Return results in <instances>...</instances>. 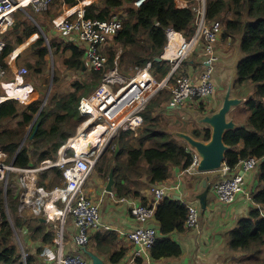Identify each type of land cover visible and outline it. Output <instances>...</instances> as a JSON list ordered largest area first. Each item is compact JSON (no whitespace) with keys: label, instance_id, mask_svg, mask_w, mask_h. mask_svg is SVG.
<instances>
[{"label":"trees","instance_id":"trees-1","mask_svg":"<svg viewBox=\"0 0 264 264\" xmlns=\"http://www.w3.org/2000/svg\"><path fill=\"white\" fill-rule=\"evenodd\" d=\"M106 1L105 10L109 11L112 6L122 7L126 0ZM188 1L190 2V0ZM206 1H208L206 18L222 22L224 27L222 38L240 41L243 57L238 65L235 88L246 80L257 83L253 95L247 100L253 109L252 114L244 127L227 131L225 142L230 146L226 164L232 169L246 157L253 156L259 159L258 179L260 185L254 191H249H251L252 200L260 207L252 209L250 216L242 219L239 227L230 234L233 249H244L259 254L260 249L264 246V215L262 214V210L264 211V186L260 187L261 184H264V0ZM86 16L106 18L103 15L96 16L91 9L89 12L87 9ZM128 16L115 39V42L125 49L118 59L121 71L128 72L133 68L138 70L152 61V71L159 79L164 78L171 71L172 63L165 59L158 61L156 57L164 53L169 28L181 32L188 39L194 35L196 14L193 6L189 4L187 7H178L175 0H145L140 7H132L128 11ZM24 38L25 36L21 37L18 42ZM44 43L45 38L41 36L33 44V47H36L35 54L38 56L36 63L30 65V68L34 74L39 75L37 77H41L40 74L44 73L45 56L49 52V48ZM14 46L15 44L8 40L0 53V63H3L5 55L7 56ZM51 48L54 54L55 50L58 52L60 50L62 52L69 51L70 55L65 60L66 67L84 74L83 55L85 50L82 46L63 41L53 42ZM108 55V65L111 67L115 62V50L110 49ZM137 70H134L131 75H134ZM92 73V80L89 82H86L85 79L76 80L73 91H55L52 102L39 113L38 121L33 128L35 134L32 143L21 148L20 143L24 137L26 125L33 121L34 115L40 109L41 100L26 105L22 111L16 99H8L0 104V149L11 155L17 153L15 164L18 166H33L47 158H55L59 148L75 133L76 126L83 119L78 112L80 98L91 93L98 86L104 71L92 70ZM169 96L162 93L158 98L151 100L142 114L144 119L142 129L122 132L115 141H120L121 147L118 154L115 153V150L110 151L109 149L110 157H107L108 153H106L96 164V173L107 181L110 172L114 171V192L118 197L142 198L145 196L142 190L167 180L172 174L173 167L182 170L192 164L193 154L188 151V147L173 136L169 129L163 128L158 118L157 112L161 109L166 113V118L168 117L167 124L170 125L173 122L170 116L177 113L175 111L177 108L173 110L166 107L165 103L169 100ZM201 111L203 110L201 109ZM20 114L23 118L16 128L4 126L5 121L13 120ZM52 117L53 121L48 126L49 119ZM202 126L194 127L189 132L181 131L208 141L211 138V129ZM239 145L243 146L237 148ZM51 172L56 174L54 179L58 181V184H64L63 170L52 167L43 173L39 185L45 187V180L49 178ZM141 177H145V180L143 181ZM50 185L46 188L52 189L58 186L52 183ZM0 195V264H25L13 239L15 227L4 210L5 195L9 198V209L14 211L15 226L22 230L28 229L32 238L39 244L37 250L35 248L28 251L26 263L42 264L40 254L43 252V245L54 244L56 230L50 228V224L48 225L40 218L21 217L18 213L17 197L11 189L5 192L0 185ZM142 204H147V202H142ZM188 205L190 203L178 200L170 194L161 199L156 209L155 218L158 223V232L162 236L173 230L184 229L187 225ZM162 236L156 239L153 246L154 256H172L181 253V247L176 242ZM125 254L126 250L124 249L115 251L111 256L112 263H118Z\"/></svg>","mask_w":264,"mask_h":264},{"label":"built area","instance_id":"built-area-1","mask_svg":"<svg viewBox=\"0 0 264 264\" xmlns=\"http://www.w3.org/2000/svg\"><path fill=\"white\" fill-rule=\"evenodd\" d=\"M145 0H136L135 4L141 6ZM52 0H30L25 5H33L39 10H47ZM200 8H196L198 13L197 31L190 39L186 40L171 55L176 61L174 72L179 68L183 58L188 50L194 45L204 41L207 57L205 59L206 67L201 72L198 79L188 75L177 77L175 83L170 85L172 96L170 99L171 107H181L191 100H200L209 98L216 92L214 81V72L216 63L219 61L216 53V43L223 32V24L220 20H208L205 12V0ZM20 0H0V31L14 24L15 10L23 6ZM87 9L84 6L79 7L74 13L58 19L55 22V28L63 37H73L77 45H81L85 50L84 64L88 69L103 70L108 66L109 56L105 49L111 40L118 34L123 26V22L118 17L113 18H93L86 16ZM202 42V41H201ZM7 42L0 39V52L3 51ZM169 52V51H168ZM152 62L149 61L146 66L138 68L132 77L122 78L121 75H114V70L109 69L103 76V81L96 89L87 96H82L79 100V112L87 117L84 126L95 129L103 126L101 135L103 141H86L83 145L76 148L73 156L66 157L56 164L63 168L65 184L52 189L43 186H36L31 193H23L24 201L21 205L32 209L35 215L43 214L48 219H59L55 224L56 235L54 238L53 254L55 255V264H91L90 259L82 254L71 253L67 251L65 242V228L68 217L74 219L77 232L75 243L78 248L86 247L90 242V232L101 224L100 204L89 197L83 190V185L92 173L98 158L108 147L109 142L113 141L122 131L138 129L143 122L141 111L147 103L170 82L172 75L158 82L151 72ZM7 73L4 66L0 65V78ZM28 73L27 67L19 69L18 74L23 76ZM23 88V92L30 93L29 86L25 83H19L15 89ZM13 95L0 94V104ZM98 136V137H100ZM94 152H90L91 149ZM95 154V155H94ZM199 157L193 154V162L188 170L197 168ZM259 159L250 156L241 159L235 168H231L226 163L221 170L224 177L215 184V191L222 203L234 201L239 194L245 195L252 200L251 191L246 188L245 174L258 167ZM237 167L242 168V172H234L229 175L231 170ZM13 168V165L6 166L0 163V180H5L4 172L6 169ZM24 173H36L37 168L24 167L18 168ZM234 170V171H235ZM35 180L36 177L25 176ZM7 186V183H6ZM170 187L168 184L154 185L152 188L153 197L147 204L137 201L119 199L120 202H126L129 205L131 214L137 225L127 234L133 248L130 258L127 262L121 264H132L146 251L153 248L156 239L159 236L158 229L155 226L147 225V222L155 218L156 209L161 199L167 196ZM33 194H37L34 197ZM115 195V194H114ZM257 204V203H256ZM189 206L187 226H196L199 218L198 209L194 205ZM257 207H260L257 204ZM264 215V211L262 210ZM67 233V229H66ZM50 251V250H49ZM28 254H26L27 257Z\"/></svg>","mask_w":264,"mask_h":264},{"label":"crops","instance_id":"crops-1","mask_svg":"<svg viewBox=\"0 0 264 264\" xmlns=\"http://www.w3.org/2000/svg\"><path fill=\"white\" fill-rule=\"evenodd\" d=\"M96 1L98 0H80L79 3L76 4V1L74 0H55V8L52 11H48V9H41L37 11L33 5H23L18 7L14 13V26L0 31V33H2L1 36H5L7 43L8 40H10V42L15 44L13 50L7 54V56L5 55L3 63H0L7 70V73L0 78V92L8 93L9 90L13 89L15 84L19 83H25L30 87V89L34 87V85H44L45 82L40 81V79L43 80L45 75L47 76L52 74V66L50 65L53 63V60L50 61V56L53 57V55H55L51 48L52 43L64 41L72 45H77V42L73 37H61L60 33L54 26L57 19L68 16L71 13H74L77 10V7L79 8L80 6L85 5L88 12L89 9H91L96 16L103 15L106 18H113L116 16L124 22L128 11L133 7L131 6L132 3H129L131 1L126 0L123 2L122 7L120 6L122 8L121 10H118L120 8L118 6H112L109 11H106L105 8L107 7V1H105L102 6H99ZM175 1L178 7H186L188 5V0ZM124 8L125 12L123 11ZM14 27H16V29H14ZM31 29L32 32H30ZM181 35L182 39L186 40L182 33ZM23 36H25V38L22 39L21 42H18ZM41 36L45 38L44 45H47L49 52L53 53V55L49 53L45 56L46 63L44 64V73L40 74L41 77L37 78L38 83L33 85V83L28 80L26 82L22 76L18 74V72L19 69L23 68L21 66L26 64L30 67V65L36 63V57L38 55L32 54L35 53L34 49H36V47H33V44L37 42ZM116 36L111 40L110 44L105 49L107 55L110 51L108 48H110V46L115 42ZM180 37L178 39H180ZM60 52L62 53L64 59L63 62H59L60 65L62 64L61 66L58 65L59 70L66 68L65 60L70 55L69 51L62 52L60 50ZM191 52H193V55L189 59L184 60L185 65L183 66L182 71L185 72L186 75L193 77L194 79H198L201 72L205 68L203 61L205 58L204 41L198 43ZM165 53L168 54L169 52L165 50ZM216 53L218 54L219 61L214 72V81L216 84L218 100L214 97L215 99L211 103H204L202 105V103L196 102L194 104L198 105H193L194 107H192L191 110L189 106L183 108L182 110L185 114L186 111H190L188 115H186L187 120H189L188 118H193L192 114L196 117L197 114L200 113V109L204 111H201L202 113H210L212 110L220 107L223 103V98L220 96L221 93H227V91L230 90V85L236 79L238 63L243 57V53L240 49V41H232V38L224 40L220 37ZM30 54L32 56H30ZM116 56L119 59L120 55ZM118 59L115 57L114 64H118ZM54 61H56V58ZM70 71L77 73L73 70ZM83 72L84 74H89L91 71L84 66ZM117 73L124 78L129 77L121 74L120 72ZM37 76L39 75H36V77ZM256 84L257 83H254L251 80H246L236 88V91L234 90V86L231 89V94L233 96L243 99L242 103L231 111V115L235 118L234 120L239 123V125H245L247 119L253 112V109L249 106L247 100L253 95ZM165 105L169 109H175L169 105L168 101H166ZM175 111L177 112L179 109H176ZM161 112L166 117V113L163 112V110H161ZM243 120L245 121L243 122ZM101 129V126L96 127L90 134L87 133V138L94 140L99 136V130ZM137 130L138 129H135L134 131ZM118 145L119 152L121 147L120 141L114 143V150L116 152ZM242 146L243 145H239L237 148ZM234 170H231L229 175L235 174L234 172H242L241 167H237L236 170ZM244 174L246 188L252 191L257 189L260 185L258 179V167L253 171L246 172ZM95 176L96 173L91 178L92 182L86 189H88L87 191L90 195L98 200L97 202L101 206L102 222L99 227L91 230L89 244L85 248H78L74 238L77 232L76 227L73 221L70 220L66 233L67 251L82 254L89 258L90 262L92 259L88 253L92 252L100 256L105 261L104 264H113L111 261L112 254L115 251L124 249L126 250L125 256L115 264L125 263L129 260L133 248L127 234L136 227L137 223L127 204L122 202L115 203V201L111 200L109 196L104 197L105 189L108 183L104 184L105 179L101 178V176L98 175L97 178ZM224 176L225 175L221 170L200 173L192 170L190 171L187 168L177 170L176 167H173L171 176L164 184H169L170 187L174 184H178L181 186V190L170 188L168 194L185 203H193L199 207L201 213L200 225L198 228L185 226L183 230H173L163 236L159 232L158 237L162 236L170 241H174L181 247L182 251L180 254L156 257L154 256L153 248L138 257L132 264H264V246L260 249L259 254L245 251L244 249H233L231 246V232L239 227L242 219L250 216L251 210L257 208V204L254 201V203H252L250 199L243 194L235 202L230 204L221 203L215 191V184ZM141 179L144 181L145 177H141ZM204 180L207 181L206 185L203 183ZM263 186L264 184H261L260 187ZM142 192L145 196L139 198V200L137 198L136 200L140 203L145 201L147 203L150 202L153 196L151 186L146 187L142 190ZM202 194H205V206L201 201ZM150 224L158 229L156 218H154ZM23 232L26 237H28V229H24ZM48 245L49 244L43 245V251L45 246ZM51 250L53 253L52 248ZM40 257L43 262L42 264H55L52 260H45V258H43V252L40 254Z\"/></svg>","mask_w":264,"mask_h":264},{"label":"rangeland","instance_id":"rangeland-1","mask_svg":"<svg viewBox=\"0 0 264 264\" xmlns=\"http://www.w3.org/2000/svg\"><path fill=\"white\" fill-rule=\"evenodd\" d=\"M74 1H76V4H78L79 3V1L80 0H74ZM92 1V0H91ZM94 1V0H93ZM106 0H98V1H96V3L99 5V6H102V4L105 2ZM136 1V0H135ZM135 1H133V2H129V3H132L131 4V6H135V7H137V5L135 4ZM54 2H55V0H52V2H51V4H50V8L48 9V11H52L55 7H54ZM190 2H191V0H190ZM189 1H188V5L189 4H191L192 6H193V10H194V12H195V14H196V18H195V26H196V30H195V33H196V31H197V26H198V24H197V18H198V13H197V10H196V8L198 7V8H200V7H202V5H203V0H193L191 3H190ZM207 2L208 1H206L205 0V12H206V6H207ZM187 5V6H188ZM82 6H84V7H86L85 5H82ZM186 6V7H187ZM81 7V6H80ZM87 8V7H86ZM77 9H78V7H77ZM122 8L120 7L118 10H121ZM123 11L125 12V8L123 9ZM128 14H127V16L125 17V18H127L128 19ZM62 18H64V17H62ZM62 18H59V20L60 19H62ZM58 20V19H57ZM15 24V23H14ZM14 24L13 25H11V26H9L8 28H11V27H13L14 26ZM124 26V25H123ZM123 26H122V28H123ZM7 28V29H8ZM121 28V29H122ZM120 29V30H121ZM57 30V29H56ZM56 30H54V31H56ZM119 30V31H120ZM223 30H224V27H223ZM4 33V32H3ZM119 33V32H118ZM195 33H194V35H195ZM1 34L2 33H0V39H4V40H6V38H5V36H1ZM58 34V33H57ZM222 34H223V32H222ZM59 35V34H58ZM57 35V36H58ZM116 35H118V34H116ZM193 35V36H194ZM181 36V37H180ZM184 36V35H183ZM192 36V37H193ZM62 37V36H61ZM167 37H168V41H167V44H166V46H165V49H164V53L161 55L162 57H164V59L165 60H169L171 63H172V68H171V71L169 72V74L167 75V76H165L164 78H166V77H168V76H170V75H172L173 77H171L172 79H170V82H168L167 83V85L166 86H164V88L163 89H161L151 100H153V99H156V98H158L162 93L164 94V95H170L169 96V100H168V103H169V105H170V99H171V96H172V92H171V90H170V85H172L173 83H175V81H176V79H177V77H179V76H182V75H184V74H186L185 72H183L182 71V69H183V66L185 65V59L187 60V59H189L190 57H192V55H193V52H191L192 50H193V48L198 44V43H200L201 41H203V40H201L200 42H198L197 44H194L189 50H188V52H187V55L183 58V60H182V62H181V64H180V66H179V68L174 72V69H173V67H174V65H175V63H176V61H178L179 59H174V57H173V55H171L177 48H179L181 45H182V43H183V41H185V40H183L182 39V35H181V32H179V31H176L175 29H173V28H169L168 30H167ZM180 37V39H179V41L176 43V45H173L171 48H169V46L171 45V43L176 39V38H179ZM191 37V38H192ZM221 37H222V35H221ZM63 38V37H62ZM67 38V37H66ZM184 38H186L185 36H184ZM190 38V39H191ZM65 39V38H64ZM190 39H188V38H186V43H189L190 42ZM219 40H220V38L218 39V41H217V43L215 44L216 45V47H217V45H218V42H219ZM78 46H81V45H78ZM114 49L115 50V52H116V55H121L123 52H125V49H124V47H122L120 44H116V42H114L111 46H110V48L109 49ZM165 50H167V51H169V53L167 54V53H165ZM49 53H51V52H48V54ZM191 53V54H190ZM32 54H35V53H32ZM52 55H53V53H51ZM168 55V56H167ZM29 56V55H28ZM30 56H32L31 54H30ZM188 57V58H187ZM206 57H207V52L205 51V58H204V65H205V67H206V64H205V59H206ZM33 58V57H32ZM56 58V61H54V59ZM116 58L118 59V57L116 56ZM50 61H52L53 60V63H51V65L50 66H52V74H49V75H45L44 76V79L43 80H41L40 78V81H43V82H45V84L44 85H40V86H35L34 84H37L38 82H37V78L38 77H36V74H34V72H32V70H31V68L29 67V66H27L26 64L25 65H23V66H21V67H26L27 66V69H28V73L27 74H25V75H23L22 76V78L27 82V80L29 81V82H32L33 83V85H34V87H35V89H34V87H32L30 90H29V94L28 93H25V92H23V88H19V89H15V86L17 85V84H15L14 85V87H13V89H11V90H9L8 91V93H3V92H0V94H5V95H13V96H11V97H8V98H6L4 101H6V100H8V99H16L18 102H19V104H20V107H21V111L23 110V108L25 109L26 108V105H28V104H30V103H32V102H34V101H37V100H41V102H40V109H39V111L34 115L35 117H34V119H33V121L30 123V124H27L26 125V129H25V134H24V137H23V139H22V141H21V143H20V148L22 147V146H24V145H29L30 143H32L31 141L33 140V137H34V134H35V132H33V128L35 127V124H36V122L38 121V116H39V113H40V111L41 110H43V108L44 107H46L47 105H49L51 102H52V99H53V95L55 94V91H64V92H70V91H73L74 89H75V81L76 80H80V81H82V80H84L85 79V81L86 82H89L90 80H92V70L94 71L95 69H90V71L91 72H89V74L87 73V74H82L81 72H77V73H74V72H72V71H70L67 67L66 68H64V69H60L59 70V68H58V65L59 66H61L60 65V61L61 62H63V55H62V53L61 52H58V50L56 51L55 50V55H53V57L52 56H50ZM84 61H85V53H84V55H83V66H85V64H84ZM152 62V61H151ZM1 65V64H0ZM146 65H147V63H146ZM145 65V66H146ZM3 66V65H2ZM117 66H118V68H117ZM57 67V68H56ZM86 67V66H85ZM114 67V68H113ZM113 67L111 66H107L105 69H103L102 71H104V74L109 70V69H113L114 70V75H116L117 76V72H120L121 74H123V75H125V76H129V75H131L133 72H134V70H137L136 68H133V69H130L128 72H122L121 71V68H120V64H119V60H118V64H114L113 65ZM51 68V67H50ZM87 68V67H86ZM88 69V68H87ZM205 69V68H204ZM50 70V71H51ZM55 70H56V74H55ZM151 70V72L153 73V75L155 76V78H156V80L158 81V82H162L163 80H164V78H162V79H159L158 78V76L152 71V68L150 69ZM54 71V72H53ZM104 74H103V76H104ZM133 75H131V76H129V77H132ZM56 77H57V79H56ZM122 78H124V77H122ZM38 79V80H39ZM103 81V77H102V79L100 80V82H99V84L101 83ZM41 84V83H40ZM43 84V83H42ZM98 84V85H99ZM30 88V87H29ZM96 89V88H95ZM94 89V90H95ZM2 90H3V88H2ZM93 90V91H94ZM234 90L236 91L237 89L234 87ZM92 91V92H93ZM235 91H234V93H235ZM255 91V90H254ZM91 92V93H92ZM91 93H89V94H87V95H90ZM223 93V92H222ZM216 94V95H215ZM215 94L214 95H212L211 97H209V98H204V99H200V100H191V101H189V103H187V104H185V105H183V106H181V107H176L177 109H179V111H177V113H175V115H173V116H170V117H172V120H173V122L170 124V125H168L167 124V120H168V117L166 118L165 117V115H163L162 114V112H161V110H158V112H157V115H158V118H159V120L161 121V126L163 127V128H166V129H169V131H171L172 132V134L175 132V133H179L181 130H183V131H190L192 128H194V127H203L202 125L203 124H201V123H199L198 122V120L196 119V117L194 116V114H192L193 115V118H188L189 120H187L186 118H187V116L186 115H188V113L190 112H188V111H186V114H185V112L182 110L183 108H185V107H190V110H191V108L192 107H194L193 105H198V104H194V103H196V102H200V103H205V104H207V103H211V102H213L214 101V97H216V99L218 100V96H217V90H216V92H215ZM87 95H83V96H87ZM150 100V101H151ZM243 100V99H242ZM150 103V102H149ZM149 103H147V105L149 104ZM199 103V104H200ZM147 105H146V107H147ZM78 106H79V104H78ZM216 106V105H215ZM146 107L141 111V113H140V115L141 114H143V112L145 111V109H146ZM209 107H211V106H209ZM173 108H175V107H173ZM199 110V109H198ZM199 111H201V109L199 110ZM78 112H79V109H78ZM202 112H204V111H202ZM79 114H80V112H79ZM201 114H205V113H201ZM81 115V114H80ZM82 116V115H81ZM143 116V115H142ZM230 117L231 118H233V119H235L232 115H231V113H230ZM23 118V116H22V114H20V115H18L16 118H14L13 120H7V121H5L4 122V126L5 127H7V128H16L17 126H18V124H19V121L21 120ZM82 121L76 126V131H75V133L73 134V135H71L69 138H68V140L66 141V143H64L60 148H59V150H58V154L55 156V158H47V159H45V160H43V161H40V162H38L37 164H35V165H31V166H18V165H16L15 164V160H16V154L17 153H15L14 155H11L10 153H8L7 151H5V150H2V149H0V163H2V164H4V165H6V166H10V165H13V168H9V169H6L5 170V172H4V177H5V180H0V185H2V188L4 189V191L5 192H7L8 191V189H11L12 190V192H13V194L17 197V199L16 200H18V213H19V215L21 216V217H24V218H40L41 220H43V221H45L46 223H48V225L50 226V228H52V229H55L56 230V227H55V224H58L59 222H60V220L59 219H53V220H51V219H48L45 215H43V214H39V215H35L34 213H33V211H32V209L31 208H29V207H27V206H24V205H21V200H23L24 201V195H23V193H27V190H29V188L31 187V184H33L34 185V187H36V186H42V185H39V181L43 178V173L45 172V171H47L48 169H50V168H52V167H54V168H59L60 170H63V168L61 167V166H59L58 164H56L57 162H59L60 160H64L66 157H70V156H73L74 155V153H75V147L76 148H78V147H80L78 144H77V138H78V135L80 134V132H82V131H84L83 133H88V134H90L92 131H93V129L91 128V127H85L84 128V126H85V124H86V122H87V117H84V116H82ZM51 121H53V117H52V119L50 118L49 119V122H48V126H49V124H50V122ZM192 121V122H191ZM245 120H243V122H244ZM239 122V121H238ZM143 124H144V119H143V122H142V125L139 127V128H141L142 129V127H143ZM3 126V127H4ZM170 126V127H169ZM101 128H103V126L101 125ZM138 128V129H139ZM100 131V134H99V136L101 135V131H102V129L101 130H99ZM128 131V130H127ZM122 132H124V131H122ZM122 132H120L118 135H117V137L113 140V141H111V143L109 142V144H108V147L105 149V151L103 152V154L98 158V160H97V162H96V164L98 163V161H100L101 160V158H102V156H104L106 153H108V150L110 149V151H112V150H114V143H115V141L117 140V138L119 137V135L122 133ZM174 136V135H173ZM96 139V142L97 143H99V142H102L103 141V137L102 136H100V137H96L95 138ZM88 140V139H87ZM86 140V141H87ZM182 143H184L186 146H187V144H186V142L184 141V140H182V139H179ZM89 141V140H88ZM95 141V140H94ZM93 142V141H92ZM73 143L75 144L74 146H73ZM188 147V146H187ZM188 149V148H187ZM95 151V149L93 148V149H91V151L90 152H94ZM115 153H117L116 151H115ZM118 154V153H117ZM192 154H194V153H192ZM95 155V154H94ZM110 155H111V153H108V156L107 157H110ZM36 161V159L34 158V162ZM96 164H95V167H96ZM24 168V167H31V168H37L38 170H37V172L36 173H29V174H27V173H24L23 172V170H18V168ZM95 167H94V169H93V171H92V173L90 174V176L88 177V179H87V181L84 183V187H83V190H84V192L89 196V197H91L94 201H98V200H96L92 195H90L89 194V192L87 191L88 189H86L87 187H89V185H90V183L92 182L91 181V178L93 177V175H95V173H96V171H95ZM189 167H187V169H188ZM256 169V168H255ZM183 170V169H182ZM192 171H194V172H200V173H204V172H201V171H198V169L196 168V167H194L193 169H191ZM190 170V171H191ZM254 170V169H253ZM253 170H251V171H253ZM55 173L54 172H51L50 173V176H49V178L47 179V180H45V188L46 187H49V185L52 183V184H55V185H58V186H62V185H64L65 184V181H64V179H63V182H64V184L62 183V184H58V181H56V179H54L55 178ZM25 176H28V177H31V176H33V177H36L35 178V180H32V179H30V182L28 183V178H26L25 180H23V178L25 177ZM96 178L98 177V174L96 173V176H95ZM166 182V180L165 181H163V182H161V183H159V184H157V185H161V184H164ZM6 183H7V186H6ZM108 182H107V179L105 180V183L104 184H107ZM115 183V182H114ZM54 185V186H55ZM169 185V184H168ZM50 186H52V185H50ZM44 187V186H43ZM55 187H57V186H55ZM114 187V186H113ZM154 187V186H153ZM153 187H151V192H152V188ZM173 188H176V189H180L181 190V186H179L178 184H174L173 186H172ZM48 189V188H47ZM34 191V188H30V190H29V192L31 193V192H33ZM107 193V194H106ZM153 193V192H152ZM115 194V195H114ZM34 195V197H36L37 196V194H33ZM242 194H239L238 196H237V198L234 200V201H232V202H235L240 196H241ZM1 196V195H0ZM106 196H109V198L111 199V200H113V201H115V203H121L120 202V200L119 199H121V198H127L126 200H132V201H137L136 199L137 198H131V197H128V196H122V197H118L117 195H116V193L114 192V188H113V190H111V191H109V190H107V187H106V189H105V194H104V197H106ZM153 197V196H152ZM4 198H5V207H4V210H5V212H7V215H8V218H9V220H11V223L13 224V226L15 227L14 229V236H13V239H14V242L17 244V246H18V248H19V253L21 254V257L24 259V263L25 264H27L26 263V254L28 253V251H32L33 249H35L36 248V250H37V248L39 247V244L32 238V234H31V232H28L27 234H28V237H26V235H25V233L23 232V230L21 229V228H18V227H16L15 226V215L13 214L14 213V211L12 212L11 211V209H9V206H8V203H9V198L7 197V195H5L4 196ZM141 198V197H140ZM103 199V198H102ZM138 200H139V198H138ZM220 200V199H219ZM161 201V200H160ZM251 201V200H250ZM138 202V201H137ZM221 202V201H220ZM232 202H230V203H232ZM252 203H254L253 201H251ZM122 203H125V204H127V205H129L128 203H126V202H122ZM222 203V202H221ZM230 203H223V204H230ZM190 205H194V204H192V203H190ZM194 206H196V205H194ZM197 209H198V213H199V218H198V222H197V224H196V226H187V225H185L186 227H191V228H198L199 227V225H200V222H201V218H200V215H201V213H200V209H199V207H197ZM100 211H101V206H100ZM131 212V211H130ZM13 215V216H12ZM70 220H72L73 221V223H74V219L72 218V217H68L67 218V221H66V228H65V242H66V244H67V238H66V229H67V226H68V223H69V221ZM152 220H154L153 218L151 219V220H149L148 222H147V225H149V226H153L152 224H150V222L152 221ZM74 225H75V223H74ZM76 227V226H75ZM76 231H77V228H76ZM54 241V240H53ZM51 247H54V244H49L48 246H45V248H44V251H43V258H45V260H52L54 263H55V255L52 253V250H51ZM84 248V247H83ZM50 250V251H49ZM151 250V249H150ZM136 261V260H135ZM91 264H92V261H91Z\"/></svg>","mask_w":264,"mask_h":264},{"label":"water","instance_id":"water-1","mask_svg":"<svg viewBox=\"0 0 264 264\" xmlns=\"http://www.w3.org/2000/svg\"><path fill=\"white\" fill-rule=\"evenodd\" d=\"M156 60H164V57H156ZM217 64L218 62L216 63V65ZM237 76L238 67L236 71V79ZM236 79L235 81H233L234 85L233 83L230 85V90H228L227 93H221L220 96L223 98V103L222 105H220V107H218L214 111H211L210 113L201 114L202 112L200 111V113L196 116V119L199 123L211 129V138L208 141L195 138L193 135L183 131H180L179 133H173L176 138L182 139L186 142L189 152L195 153L199 157V163L197 165L198 171L212 172L221 169V167H223L226 163L227 152L230 149V146L225 142V135L227 131L235 129L237 127L245 126L239 125V123H237L233 118L230 117L231 111L242 103V99L231 94V89L233 88V86L235 87ZM116 150L118 152L119 145L117 146ZM114 182V171L112 170L109 175L107 190H113ZM203 183L204 185H206L207 181L204 180ZM204 195H201V201L205 206ZM88 254L92 259V264L105 263V261L97 254H94L92 252H89Z\"/></svg>","mask_w":264,"mask_h":264},{"label":"bare ground","instance_id":"bare-ground-1","mask_svg":"<svg viewBox=\"0 0 264 264\" xmlns=\"http://www.w3.org/2000/svg\"><path fill=\"white\" fill-rule=\"evenodd\" d=\"M30 0H20V2H22L24 5L26 4V3H28ZM179 41V39L178 38H176L172 43H171V45L169 46V48H171L173 45H176V43ZM84 131H82V132H80V134L78 135V138H77V144L79 145V146H81V145H83L84 143H86V140L88 139L87 138V133H83ZM89 141H94V140H92V139H88ZM30 188H35L34 187V185L33 184H31V187ZM30 188H29V190H30ZM29 190H28V193H30L29 192Z\"/></svg>","mask_w":264,"mask_h":264},{"label":"clouds","instance_id":"clouds-1","mask_svg":"<svg viewBox=\"0 0 264 264\" xmlns=\"http://www.w3.org/2000/svg\"><path fill=\"white\" fill-rule=\"evenodd\" d=\"M258 166H259V164H258Z\"/></svg>","mask_w":264,"mask_h":264}]
</instances>
